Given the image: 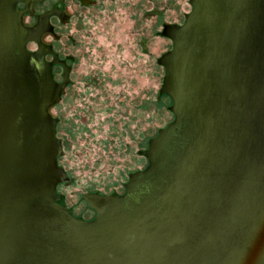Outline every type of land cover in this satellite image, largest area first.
<instances>
[{
    "label": "water",
    "instance_id": "obj_1",
    "mask_svg": "<svg viewBox=\"0 0 264 264\" xmlns=\"http://www.w3.org/2000/svg\"><path fill=\"white\" fill-rule=\"evenodd\" d=\"M28 2L0 0V264H264V0H182L152 133L84 198Z\"/></svg>",
    "mask_w": 264,
    "mask_h": 264
},
{
    "label": "rangeland",
    "instance_id": "obj_2",
    "mask_svg": "<svg viewBox=\"0 0 264 264\" xmlns=\"http://www.w3.org/2000/svg\"><path fill=\"white\" fill-rule=\"evenodd\" d=\"M55 1L36 3L33 12L48 11ZM181 2L114 0L112 15L87 19L80 35L71 6L68 24L51 21L62 37L48 36L43 44L77 57L74 83L51 109L61 120L58 129L83 198L98 195L151 135L164 77L158 59L172 46L162 34L164 26L177 24Z\"/></svg>",
    "mask_w": 264,
    "mask_h": 264
},
{
    "label": "flooded vegetation",
    "instance_id": "obj_3",
    "mask_svg": "<svg viewBox=\"0 0 264 264\" xmlns=\"http://www.w3.org/2000/svg\"><path fill=\"white\" fill-rule=\"evenodd\" d=\"M43 1L45 0H29L27 5V10L22 15V25L26 27L24 28L26 29L27 32V39H28L26 43L27 51L35 56L41 55L45 62L52 64V74L54 73L53 71L55 67L58 69L57 75L53 74V78L54 81L58 85H60V95L58 98V102L56 103V105H59L64 100L66 89L72 86L74 83V81H72L71 78V73L73 71V66L77 63V57H75V55H72L70 53H64L61 50L54 52L52 48H50V46H46L43 44V40L48 36L54 38L55 40H60L62 37L59 34L56 35L54 26L52 25L51 21L56 20L58 25H60L61 27L68 24L70 21V15L68 14L67 9L70 8L71 6L72 16L74 17V23H75V33H77L76 35H80V30L82 27L81 25H83L87 19L97 21L98 18H102L101 17L102 13L112 15L114 0H56L53 4H51V7L48 11L42 12L41 14L34 13L33 5L40 2L42 3ZM17 7L20 11H22L24 10L25 5L23 3H18ZM159 35L160 33H158V36ZM74 42L75 40L73 39V43ZM90 110H92V108L88 109V111ZM85 119H86L85 117L82 118V120ZM56 121H57L56 122V128H57L61 120L57 118ZM57 140L59 141L61 147V154L58 157V162H59V158L62 157L63 150H62V140L60 138H57ZM144 153L145 152L142 151L140 154L143 157H145ZM59 167L62 169L61 166ZM136 172L129 173L128 178L131 174ZM119 195H115V196H119ZM57 203L67 208L63 200L61 199V196L57 201ZM67 209L73 215L71 209L70 208ZM89 209L93 211L91 208ZM93 213H94L93 216L94 218L95 212L93 211ZM76 218L80 220L83 219L80 217H76ZM93 218L85 219V220L83 219V221H90Z\"/></svg>",
    "mask_w": 264,
    "mask_h": 264
}]
</instances>
